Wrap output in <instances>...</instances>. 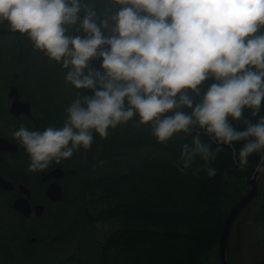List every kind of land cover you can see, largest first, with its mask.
<instances>
[{
	"label": "clouds",
	"instance_id": "9594fccd",
	"mask_svg": "<svg viewBox=\"0 0 264 264\" xmlns=\"http://www.w3.org/2000/svg\"><path fill=\"white\" fill-rule=\"evenodd\" d=\"M4 22L81 90L62 126L13 132L30 171L90 148L94 133L107 137L133 117L161 143L191 136L181 145V172L200 157L214 177L225 145L241 168L264 153V0H0ZM245 109L258 119L238 129L233 121Z\"/></svg>",
	"mask_w": 264,
	"mask_h": 264
},
{
	"label": "trees",
	"instance_id": "16d2710c",
	"mask_svg": "<svg viewBox=\"0 0 264 264\" xmlns=\"http://www.w3.org/2000/svg\"><path fill=\"white\" fill-rule=\"evenodd\" d=\"M258 115H264V101ZM258 115L254 116L251 110L245 109L244 117L233 121V124L242 129L246 126L245 118L256 121ZM200 134L202 139L216 146L203 131ZM190 139V135L179 133L161 143L152 132L142 128L123 133L109 132L104 138V159L107 162L117 158L130 159V168L126 172L105 173L104 209L94 213L83 211L84 222L93 230L95 219L104 218V221L112 223L101 238L94 239L98 244L94 264L192 263L193 253L213 235L216 222L202 232H194L190 221L199 217L213 218L210 205L215 203L220 204L219 214L224 213L231 199L226 189L244 168H249V171L242 174L252 170L261 152L252 153L248 164L240 168L232 148L225 145L212 161V166L218 168L214 177H209L206 169L201 168L204 161L200 157L195 159L191 168L181 172L178 167L181 145ZM240 143L235 142L237 149ZM47 235L43 238H59ZM213 242L202 248L196 264H202L200 257ZM192 245L197 249L181 262L185 249ZM3 253L0 264H40L35 258L24 261L12 251L3 250ZM63 262L58 261V264ZM69 262L78 264L84 261L73 254L65 259V264ZM83 264L92 263L87 261Z\"/></svg>",
	"mask_w": 264,
	"mask_h": 264
},
{
	"label": "flooded vegetation",
	"instance_id": "af4514ba",
	"mask_svg": "<svg viewBox=\"0 0 264 264\" xmlns=\"http://www.w3.org/2000/svg\"><path fill=\"white\" fill-rule=\"evenodd\" d=\"M5 63L7 64V60H5ZM99 63L97 60L95 66L98 67ZM32 71L30 67L26 68L25 77L31 80V90L36 91L35 94L43 97L44 104L38 107V111H30L29 113L19 111L16 115H13L10 111H5L7 116L4 118V123L8 127V132L4 136L18 144L16 152L0 151V174L8 179L12 178L13 174L17 175L22 170V167L30 162L24 146L19 142L18 138L13 136V132L21 125L30 129L37 128L40 130L49 125L62 126L67 116L65 109L76 98L77 92L81 91L75 89L69 82L61 81L59 77L54 79L48 77L44 69L34 70V74L31 75ZM47 77L48 83L46 82ZM96 143L98 144V141ZM62 161L66 165H62ZM77 164L76 157L72 155L69 158L62 159L59 163L53 161L47 169L38 170V176L43 180L42 188L45 190L46 186L52 181H57L63 188L70 185L77 171ZM57 167L63 168L64 174L54 177L50 171ZM79 169L85 174V167L80 166ZM251 176L245 175L241 178L244 183L238 178L241 181L237 189L241 191L240 196L250 189ZM256 186V197L241 209L231 225L226 244V257L229 264H248V262L249 264H258L264 260V166L257 175ZM10 192L15 193V190L13 189ZM233 204L229 206L228 210ZM224 217L225 215L222 218V222ZM247 241L251 242L248 243ZM246 243L248 250L259 249L261 251L258 254L259 258L257 261H255L256 259L247 262L243 260L242 253ZM215 244H217L214 247L215 249L217 248L216 262L220 264V251L217 240H215Z\"/></svg>",
	"mask_w": 264,
	"mask_h": 264
},
{
	"label": "rangeland",
	"instance_id": "374dc122",
	"mask_svg": "<svg viewBox=\"0 0 264 264\" xmlns=\"http://www.w3.org/2000/svg\"><path fill=\"white\" fill-rule=\"evenodd\" d=\"M79 195L80 194H76V195L72 196V200H70V203H69V205H70L69 209H68V207L65 208L63 218L60 219V221L57 223V225L54 224L53 226L50 227L51 230L53 231V233H55V234L60 233L72 225V222L75 219L76 214H77V210H78L77 205H79L83 202V198H86V199H84L85 203L88 200V197L79 196ZM89 198H91V197H89ZM4 205H5V202H4L3 198L1 197L0 198V237L3 236L2 233L5 232V228L6 229L9 228L8 224H6V221H8L9 218L14 220V217L8 214V211H6ZM54 208L60 209L61 205L55 204ZM66 210H67V212H66ZM213 222H214V218H206V217L200 218L199 217L198 220H196V221H190V225L193 227L194 232H197V231L202 232L209 224H212ZM28 224H31V222L28 221ZM108 226H109V223H107V222H104L101 226L98 225V229H96L97 235H96L95 230L89 232V229L85 226L86 234H89V235H88V237H85V236L83 237L82 234L80 233V231H78L76 233L77 230H79L80 228L83 227V225L80 223L77 227V230L76 229L72 230L70 235L67 236L66 238L59 240L57 242H52V243L50 242L45 247L41 246V245L34 244V248L38 252L44 251L43 253L40 254V256H41L40 261H47L46 264H53V261L56 262L57 260L64 258L65 256H67L71 253L79 252V250H78L79 244L81 245L80 246L81 251L78 254L79 257L82 258L83 254L86 255V253H88V255L94 257V256H96L95 253H96L97 245H96L93 237L96 235V237L99 238L100 235L108 228ZM247 242L250 243L251 241H247ZM33 243H36V242H33ZM194 243L196 244L195 241H194ZM86 245H87V247H86ZM85 248H86L87 252L85 250H83ZM244 248H247V243L245 244ZM260 253H261V251L259 249H254V251L244 250L242 253L243 254L242 258L246 259L247 261L254 260L256 257H258V254H260ZM212 260H214V259L212 258ZM210 263L215 264L214 261H210Z\"/></svg>",
	"mask_w": 264,
	"mask_h": 264
},
{
	"label": "water",
	"instance_id": "95a60500",
	"mask_svg": "<svg viewBox=\"0 0 264 264\" xmlns=\"http://www.w3.org/2000/svg\"><path fill=\"white\" fill-rule=\"evenodd\" d=\"M264 164V158L261 160L259 166L257 167L256 171H255V176L258 173V171L260 170V168L262 167V165ZM255 193V188L252 187V189L250 190V192H248L246 195H244L242 198H240L238 200V202L235 204V206L232 208V210L230 211L228 217L226 218V221L224 223L223 226V230L221 232V243L223 245V247L225 246V239H226V235L228 232V228L230 226V223L232 222L234 216L236 215V213L238 212V210L248 201L250 200ZM14 207H16L17 209H19L21 212H23L24 214H28V203L26 201V199H22V198H18L14 201ZM40 207H37V213L38 211H40ZM222 262L223 264H227L224 254H222ZM260 264H264V262L260 263Z\"/></svg>",
	"mask_w": 264,
	"mask_h": 264
},
{
	"label": "bare ground",
	"instance_id": "6f19581e",
	"mask_svg": "<svg viewBox=\"0 0 264 264\" xmlns=\"http://www.w3.org/2000/svg\"><path fill=\"white\" fill-rule=\"evenodd\" d=\"M211 208L213 209V218H214V222H216V225H215V230L213 232V235L209 238H207L206 240H204V242H202L201 246L199 247V249L195 248L194 245L190 246V247H187L185 249V252L182 256V261L188 259L191 255V253H193L195 251V253H193V260H192V263L191 264H196V258H198V256H200V253H201V250L203 247L205 246H208L212 241H215L218 239L219 237V234L221 232V229H222V225H223V222H222V218H223V214L220 213V204L219 203H215L213 205H210ZM206 241V242H205ZM200 250V251H199Z\"/></svg>",
	"mask_w": 264,
	"mask_h": 264
}]
</instances>
